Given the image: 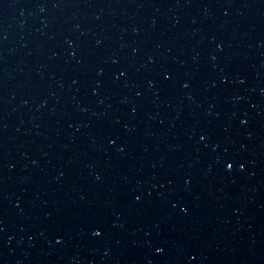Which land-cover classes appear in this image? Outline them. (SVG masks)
<instances>
[{"label": "water", "instance_id": "1", "mask_svg": "<svg viewBox=\"0 0 264 264\" xmlns=\"http://www.w3.org/2000/svg\"><path fill=\"white\" fill-rule=\"evenodd\" d=\"M0 264H264V0H0Z\"/></svg>", "mask_w": 264, "mask_h": 264}, {"label": "snow or ice", "instance_id": "2", "mask_svg": "<svg viewBox=\"0 0 264 264\" xmlns=\"http://www.w3.org/2000/svg\"><path fill=\"white\" fill-rule=\"evenodd\" d=\"M227 167H228L229 170H231L234 167V165L228 164ZM95 235L100 236L101 233L100 232H96Z\"/></svg>", "mask_w": 264, "mask_h": 264}]
</instances>
